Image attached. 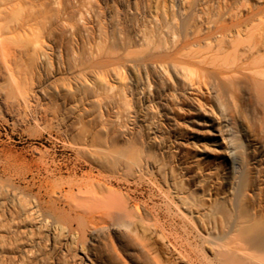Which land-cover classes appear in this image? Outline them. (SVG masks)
<instances>
[{
    "label": "bare ground",
    "instance_id": "6f19581e",
    "mask_svg": "<svg viewBox=\"0 0 264 264\" xmlns=\"http://www.w3.org/2000/svg\"><path fill=\"white\" fill-rule=\"evenodd\" d=\"M111 1L105 28L78 4L70 122L51 79L63 0H0L6 121L69 136L71 166L34 150L89 247L125 237L140 264H177L167 247L182 264H264V0Z\"/></svg>",
    "mask_w": 264,
    "mask_h": 264
},
{
    "label": "rangeland",
    "instance_id": "374dc122",
    "mask_svg": "<svg viewBox=\"0 0 264 264\" xmlns=\"http://www.w3.org/2000/svg\"><path fill=\"white\" fill-rule=\"evenodd\" d=\"M89 2L92 21L96 15L100 17H97L99 24L98 20L97 25L96 22L93 24L95 19L91 24L105 28L107 19L103 17V11L112 5V1ZM63 3L69 14L68 20L65 25L54 21V27L56 42L62 46L64 67L59 68L60 72L54 67L51 79H55L66 98L61 112L71 122L80 117V84L78 89L75 83L76 79L80 80V44L84 29L78 14L80 0H63ZM70 86L72 91L69 93ZM75 103H78L77 107ZM8 117L0 108V264H140L136 248L125 237L116 238L113 243L99 241L94 248L89 247V237L81 227L78 228L66 205L64 207L62 202L50 196V178L37 163L34 149L35 146L47 148L57 154V161L67 162L64 159L72 153L66 149L63 140H69V136L56 128L44 131L33 126L27 132L14 131L6 121ZM209 150L208 155L212 157L221 153L218 149ZM167 248L173 261L180 264L175 253Z\"/></svg>",
    "mask_w": 264,
    "mask_h": 264
}]
</instances>
